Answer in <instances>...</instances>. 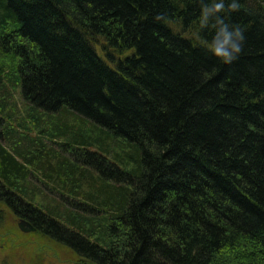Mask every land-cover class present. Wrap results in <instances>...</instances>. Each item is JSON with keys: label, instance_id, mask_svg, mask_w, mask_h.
Returning <instances> with one entry per match:
<instances>
[{"label": "trees", "instance_id": "trees-1", "mask_svg": "<svg viewBox=\"0 0 264 264\" xmlns=\"http://www.w3.org/2000/svg\"><path fill=\"white\" fill-rule=\"evenodd\" d=\"M255 1L230 10L224 0L220 15L243 35L225 63L206 47L214 30L199 24L213 0H0V68H16L36 116L64 113L51 136L79 144L68 158L0 145V201L93 264H264V0ZM12 133L0 130L11 144ZM82 161L116 183L98 188L102 201L76 184L90 176ZM32 167L83 196L82 209L105 206L106 218L75 210L63 227L56 208L26 197L37 190Z\"/></svg>", "mask_w": 264, "mask_h": 264}, {"label": "rangeland", "instance_id": "rangeland-1", "mask_svg": "<svg viewBox=\"0 0 264 264\" xmlns=\"http://www.w3.org/2000/svg\"><path fill=\"white\" fill-rule=\"evenodd\" d=\"M11 68L12 67L9 66H3L0 68L2 70L0 76V86L3 90L5 89V92H7L5 93L7 95L2 94V97H0V102L4 100V104L6 105L5 114L1 116L3 118V124L0 130L3 132L5 130H8L10 133L14 132L12 133L14 134L12 135L13 138H11L14 140V143L12 142L13 144H11L10 142H7L6 139H4L6 134L5 132L3 133L4 138L0 136V145L4 148H7L8 151L11 149L15 150L17 148H25V151L39 152V155H42L43 153L47 154V152L50 150H54L58 153L62 152V154L68 158L72 153L75 152V147L79 145L76 143H71V141L69 143L67 142V138L74 136L69 135V133L67 138L63 135L62 137L50 135V133H57L56 128H53L52 126L55 124L56 120L58 121L59 116L64 117V113H50L48 115L42 110H39L35 111L39 114V116H36L33 107L30 109L31 105L28 102H25L21 96V90L18 87L19 75L16 72V68L13 73ZM33 114L36 116L35 119L31 117ZM67 114L68 121L72 119V124L78 123L76 121L78 119L75 112L70 111L67 112ZM61 117L60 119L63 121ZM37 119H39V121L41 120L40 128H36L35 126L37 125L35 121ZM58 122L60 124V121ZM86 124V127L88 128V123ZM21 126L26 128H22ZM39 135L41 136L40 141H42L45 146L44 150L43 145H40V147L43 148V152L39 149V147L34 145L33 147L29 146V138L33 139L35 137H39ZM34 143L36 145L38 144V141L34 139ZM80 167L81 170H85L90 174L89 176L88 174L84 173L83 175H85V181H79V183L76 182V184H81L82 194H84V192L86 194H90L94 191V194L92 195L99 199V201L105 199L99 195V192H97L98 188L103 185L101 181V173L95 169L94 166L92 167L89 164L87 165L83 161L80 163ZM30 171H33V173L35 172L36 175L30 176V181H28L30 183L29 185L30 187H36L37 190L32 194L30 191H28V195L26 197L29 200H32H30L32 204L43 207V210L47 208V205L56 208V212L58 214L59 212L62 213V216L59 214V216L62 218V226L64 225L72 229L68 225L67 221L64 220L65 217L63 214L74 213L75 210L78 214H83L85 218L88 217L92 220L99 221L106 218L107 208L105 206L91 207L87 206L89 205L88 202L84 204L88 207L86 210H84V207L82 209V207L79 206L80 203L83 204V200H85L83 196L76 197L73 194L68 193V191L64 192L63 189L56 185V183L45 181L42 172L38 173L33 167L30 168ZM53 175L56 177L55 173ZM86 177H88V179ZM59 178L61 177L59 176ZM61 179H63V182L67 181V179L64 177ZM90 180L92 181V184ZM104 180H106V178ZM106 181L108 182L105 183V185L114 183L109 182V180ZM70 187L71 184L69 188ZM73 207L75 209H73ZM89 209H91V211H89ZM22 217L23 216L18 215L10 207L0 203V264H93L87 258L77 254L73 247L67 245L64 241L57 238L56 236H52L50 233L44 234L43 232L33 230H31V232L24 233L18 226L20 218Z\"/></svg>", "mask_w": 264, "mask_h": 264}, {"label": "clouds", "instance_id": "clouds-1", "mask_svg": "<svg viewBox=\"0 0 264 264\" xmlns=\"http://www.w3.org/2000/svg\"><path fill=\"white\" fill-rule=\"evenodd\" d=\"M237 7L235 0L228 5L230 10H236ZM224 10V0H213L211 4L204 3L199 24L201 29L211 28L214 30L210 42L206 45L208 51L223 62L230 63L241 50L243 35L240 29L225 22L220 15Z\"/></svg>", "mask_w": 264, "mask_h": 264}, {"label": "water", "instance_id": "water-1", "mask_svg": "<svg viewBox=\"0 0 264 264\" xmlns=\"http://www.w3.org/2000/svg\"><path fill=\"white\" fill-rule=\"evenodd\" d=\"M19 227L21 228L22 231L24 232H29L32 230V228L29 225V222L27 220H21V222L19 223Z\"/></svg>", "mask_w": 264, "mask_h": 264}, {"label": "bare ground", "instance_id": "bare-ground-1", "mask_svg": "<svg viewBox=\"0 0 264 264\" xmlns=\"http://www.w3.org/2000/svg\"><path fill=\"white\" fill-rule=\"evenodd\" d=\"M254 5H259V3H258V1L256 0L255 2H254ZM33 139H41V136L39 135V137H35V138H33Z\"/></svg>", "mask_w": 264, "mask_h": 264}, {"label": "flooded vegetation", "instance_id": "flooded-vegetation-1", "mask_svg": "<svg viewBox=\"0 0 264 264\" xmlns=\"http://www.w3.org/2000/svg\"><path fill=\"white\" fill-rule=\"evenodd\" d=\"M33 224V222H31Z\"/></svg>", "mask_w": 264, "mask_h": 264}]
</instances>
